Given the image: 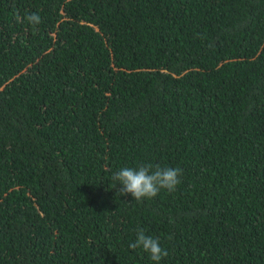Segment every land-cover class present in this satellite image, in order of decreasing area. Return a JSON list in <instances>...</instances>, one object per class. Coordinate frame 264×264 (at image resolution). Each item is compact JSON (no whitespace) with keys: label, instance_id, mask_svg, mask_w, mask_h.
<instances>
[{"label":"trees","instance_id":"1","mask_svg":"<svg viewBox=\"0 0 264 264\" xmlns=\"http://www.w3.org/2000/svg\"><path fill=\"white\" fill-rule=\"evenodd\" d=\"M149 163L175 191L121 195ZM139 230L264 264V0H0V264H154Z\"/></svg>","mask_w":264,"mask_h":264},{"label":"clouds","instance_id":"2","mask_svg":"<svg viewBox=\"0 0 264 264\" xmlns=\"http://www.w3.org/2000/svg\"><path fill=\"white\" fill-rule=\"evenodd\" d=\"M25 19L32 26L39 25L41 22L37 13H30ZM181 171L178 167L162 168L149 163L141 164L138 169L121 168L112 179L121 185V195L130 194L135 201L142 202L156 197L161 190L175 191L181 183L179 179ZM129 247L133 250L140 248L148 254L154 264H160V261L168 256V251L161 246L160 240L147 236L143 230L137 232L135 242L130 243Z\"/></svg>","mask_w":264,"mask_h":264}]
</instances>
